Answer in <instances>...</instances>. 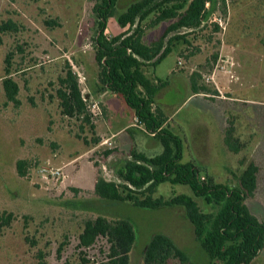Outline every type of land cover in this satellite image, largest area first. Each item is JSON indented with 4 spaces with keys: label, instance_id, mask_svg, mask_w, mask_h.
Listing matches in <instances>:
<instances>
[{
    "label": "rangeland",
    "instance_id": "374dc122",
    "mask_svg": "<svg viewBox=\"0 0 264 264\" xmlns=\"http://www.w3.org/2000/svg\"><path fill=\"white\" fill-rule=\"evenodd\" d=\"M96 1L0 0V26L9 22L16 26L14 31L0 33V215H14L11 226L0 232V264H102L108 259L107 239L100 237L89 248L81 247L79 241L85 222L99 215L134 225L132 264H143L148 242L156 234L171 238L193 264H222L210 261L184 208L142 210L130 203L102 201L94 194L99 172L107 180L119 181L116 172L125 156L104 155L114 145L144 139V146L154 148L145 152L149 157L163 149L158 139L145 133L122 96L116 94L117 111L115 101L104 107L98 96L107 90L101 92L95 61ZM133 1L119 0L115 16L108 20L107 35L119 34L118 16ZM166 26L147 31L145 42L158 39ZM203 29L196 31L190 50L198 60L193 72L200 76L199 86L209 94L190 97L183 88L177 91L172 79L156 103L168 117L180 109L168 127L184 142L183 163L193 162L201 174L208 173L217 183L234 186L247 164L259 160V188L249 206L264 221V138L257 128L264 113L260 106L264 105V0H217ZM180 52L176 45L146 74L170 79ZM9 53L13 54L11 77L19 86L18 105L7 100L3 87ZM67 65L79 79L95 127L134 124L141 131L134 128L101 147L88 146L85 139L93 142L99 137L97 131L95 136L82 119L67 117L60 108L57 91ZM213 74L215 81H206ZM95 103H99V115L92 112ZM228 120L234 121L240 142L249 145L238 154L224 144ZM106 131L101 133L108 135ZM19 161L29 164L24 177L17 170ZM45 161L61 169L58 179L39 173ZM180 194L194 197L188 186L172 183L162 184L156 192L166 199ZM198 202L203 210H211L202 200ZM170 264L180 263L171 260ZM252 264H264V250Z\"/></svg>",
    "mask_w": 264,
    "mask_h": 264
},
{
    "label": "trees",
    "instance_id": "16d2710c",
    "mask_svg": "<svg viewBox=\"0 0 264 264\" xmlns=\"http://www.w3.org/2000/svg\"><path fill=\"white\" fill-rule=\"evenodd\" d=\"M118 3L119 0H97L93 7L96 17L93 42L102 85L100 89L101 92L108 90L122 96L134 111L140 126L145 128V133L154 135L152 137L158 139L163 150L152 157L131 150L116 172L119 181L107 180L99 172L94 187L95 196L102 201L130 203L142 210L182 207L210 261L252 264L264 250V221L249 206V200L259 188V160H251L247 164L234 186L217 183L208 173L201 174L200 167L193 162L183 163L184 142L170 131L167 116L156 104L159 92L169 85V80L146 74L147 70L155 69L171 54L178 44L184 47L180 57L189 59L195 55L190 50L193 47L192 39L196 31L204 30V24L215 11L217 0L133 1L118 16V24L125 29L124 33L110 37L106 34V27L108 20L115 16ZM164 23L167 26L163 34L153 42L146 43L147 31ZM52 24L54 22H47V25ZM14 30L16 26L11 22L0 26V33ZM12 56V53L7 55V75L3 87L7 100L18 105L19 86L12 79L10 70ZM216 59L217 54L213 55V61ZM199 77L195 72L190 75L192 93L209 94L207 88L199 86ZM57 95L62 114L82 119L83 124L96 136V127L88 114L79 79L70 65H67L65 76L60 78ZM259 121L257 128L264 138V113L259 115ZM84 127H81L82 130ZM225 128L224 144L230 152L238 154L249 147L248 143L240 142L233 120H228ZM85 143L98 146L101 139L96 137L93 142L85 139ZM115 154L116 149L104 152L107 158ZM28 165L27 161L18 162L20 176H26ZM165 183L188 186L194 197L185 194L168 199L157 197L158 188ZM198 199L211 210H203ZM13 221L12 213L0 215V232L11 226ZM100 237L106 238L109 243L108 259L102 264H132L136 230L130 221L110 220L101 215L89 219L79 237L80 245L89 248ZM171 260L193 264L171 238L163 234L154 235L148 242L143 264H170Z\"/></svg>",
    "mask_w": 264,
    "mask_h": 264
},
{
    "label": "crops",
    "instance_id": "0c3cea01",
    "mask_svg": "<svg viewBox=\"0 0 264 264\" xmlns=\"http://www.w3.org/2000/svg\"><path fill=\"white\" fill-rule=\"evenodd\" d=\"M124 31H125V29L121 28V31L119 32L118 35L124 33ZM118 35H116V36H118ZM109 36L110 37H115V36H111V35H109ZM178 46H180V49L182 51L183 48H184L183 45L178 44ZM180 61H181V64H179ZM187 64H189V65L186 66ZM197 64H198V60H197L196 56H192L189 59H187L186 61H184L182 57H179L178 67L172 73V77L170 79H168L169 81H171L172 79H175L171 83V84H173V87L177 91H180L179 89L183 88L185 91L190 92L191 93L190 97H196V96H201L202 95V94L194 95L192 93L191 84H190V75L193 73L194 69H196L198 67ZM171 84H169V85H171ZM162 91H163V89L159 92L157 98L162 94ZM98 96L103 99V100H101V102L104 103V107H106L105 103L108 104V103H110L112 101L113 102L115 101L114 104H113L115 106H113V107H114V111H117L116 108H115L116 107V103H117L116 100H115L116 94H113V93H111L110 91L107 90V91H103L102 93H99ZM160 109L163 111L165 116H167L166 112L164 111V109H162V108H160ZM105 112H108V108H105ZM180 113H181V111H180V109H178L170 117L167 116V118H168L167 125L169 124L170 121H172L173 118L178 117L180 115ZM102 124L99 127L96 126L97 135L102 139L100 145H98L97 147H101L103 145H106L108 143V141H111L113 139H118L119 137H121L125 133L129 132V130H131V129L137 128L139 131H141L140 127H136L134 124H132V125L131 124L121 125V126L117 127V129H113L112 127H108V126L105 127L106 129H104L102 127ZM105 130H107L106 132H108L107 133L108 135H103L101 133L102 131L105 133ZM143 140L144 139H141V142L140 141H136L135 142L134 140L131 142L130 139L124 140V142L121 141V143H118L117 146L116 145L113 146V148L117 150V154H115V156L121 155V156H125V158H127L128 154L133 149L137 150L138 152H142V153H145L147 150H153L154 149L152 147L144 146L143 143H142Z\"/></svg>",
    "mask_w": 264,
    "mask_h": 264
},
{
    "label": "built area",
    "instance_id": "2783aa9c",
    "mask_svg": "<svg viewBox=\"0 0 264 264\" xmlns=\"http://www.w3.org/2000/svg\"><path fill=\"white\" fill-rule=\"evenodd\" d=\"M179 64H181V61L179 62ZM214 79H215V74L206 77V81H208V82L215 81ZM92 112L95 115H99V114L102 113L101 109H100V106H99V103H95V104L92 105ZM136 121H138L137 118H136ZM151 136H154V135H151ZM39 173L42 176H48V178L58 179L61 176V169L54 168L52 166L51 161H45L43 163V165L40 167Z\"/></svg>",
    "mask_w": 264,
    "mask_h": 264
},
{
    "label": "water",
    "instance_id": "95a60500",
    "mask_svg": "<svg viewBox=\"0 0 264 264\" xmlns=\"http://www.w3.org/2000/svg\"><path fill=\"white\" fill-rule=\"evenodd\" d=\"M135 27H136V25H135ZM162 52H163V51H162ZM162 52H161V53H162Z\"/></svg>",
    "mask_w": 264,
    "mask_h": 264
}]
</instances>
